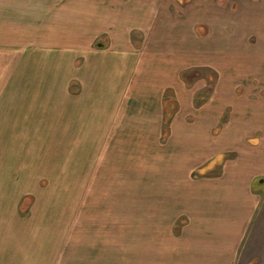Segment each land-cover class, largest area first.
<instances>
[{"label": "crops", "instance_id": "1", "mask_svg": "<svg viewBox=\"0 0 264 264\" xmlns=\"http://www.w3.org/2000/svg\"><path fill=\"white\" fill-rule=\"evenodd\" d=\"M165 3L168 0H0V181L8 178L12 162L27 156L28 148L35 154L34 144H28L32 134H49L55 146L60 132H100L103 125L123 142L127 116L136 126L134 132L141 129L161 145L167 115L164 93L170 83H178L182 69L153 48L165 45L161 38L154 44L153 37L156 31L160 34V23L171 18L169 13L162 16L165 9L154 8ZM243 3L237 28L243 35L251 29L260 32L253 51L262 61L252 64L254 52L245 53L246 68L258 76L260 92H248L244 101L230 104L222 125L219 112L203 124L195 120L177 130L168 125L167 132L182 136L178 145L163 142L179 149L164 166L170 172L157 175L164 182L170 178V191H157V206L124 209L130 213L127 217L113 214L110 205L94 208L93 222L83 216L79 229L89 222L87 228H95L98 236L110 238L119 232L126 243L131 239L113 263L91 260L89 254L83 264H151L152 259L154 264H264V0ZM156 12H161L159 17ZM132 26L148 38L140 48L139 39L136 45L132 42ZM67 137L75 146L72 135ZM41 138L46 139L43 134ZM47 147L43 143L41 152ZM195 171L197 176L192 175ZM9 191L0 185V264H57L55 258L42 257L41 250H20L21 240L28 245L31 227L17 215L20 203L11 207ZM145 212L153 218L163 214L153 225L151 217L138 215ZM142 231L153 240L138 261L136 237ZM62 264L71 262L64 258Z\"/></svg>", "mask_w": 264, "mask_h": 264}, {"label": "rangeland", "instance_id": "2", "mask_svg": "<svg viewBox=\"0 0 264 264\" xmlns=\"http://www.w3.org/2000/svg\"><path fill=\"white\" fill-rule=\"evenodd\" d=\"M243 1L168 0V4L165 3L160 8L158 5L154 7L161 11L165 9V13H162L165 18L168 13L171 15V18L163 21L164 24L160 23V34L157 31L153 34L156 37L154 44L158 43L159 38L165 42L162 47L153 46L155 53H159L162 59H167L172 65L177 63L182 68L177 75L178 83L169 82L171 88L164 93V112L167 115L161 145L151 141V136L149 139V135L141 129L134 132L136 126H133L132 120L127 116L123 118V142L118 136L113 137L108 131L109 126L103 125L100 132H60V140H57L55 146L51 141L54 138L47 137L49 134H32L33 139H29L28 144H34L32 151L35 154L30 153L28 148L27 156L16 164L12 162L8 178L0 181V185L9 187L11 207L20 203L17 215L21 221L29 222L27 228L31 227L25 241L28 245L23 244L24 240L20 243L23 253L32 254L35 250H41L42 257L48 258V261L55 258L57 261L54 263L57 264H62L64 258H69L71 264H83L87 256H93L91 260L101 258L113 263V258L118 259L123 254L119 249L127 247L131 239L126 243L118 232L110 237L116 239L112 242L108 237L96 235L95 228H87L91 225L89 222H84L85 229H79V223L84 221L83 216L85 220L93 222L97 216L93 210L101 205H110L107 208L113 214H121L123 217L130 215L125 211L132 209L133 204H136V208L140 204L146 206L149 203L157 206L154 203L159 200L156 197L157 191L164 192L166 188V193L170 191V178L166 176L167 180L164 182V178L157 175H162L163 171L170 172L167 168L164 170V166L169 164V157L176 158L173 152L179 151L177 145L182 138L179 136L180 132H167L166 129L170 128L168 125L177 130L183 124H192L195 120L203 124L218 112L221 115L219 125H222L227 120L230 104L244 101L248 92L252 95L260 92V80L256 73L250 74L252 70L246 68L249 55H245L247 52H254L255 46L258 47L260 32L251 29L243 35L242 28H237L242 25L239 17L241 8L244 7ZM160 13L156 12L157 17ZM150 15L152 13L149 12L147 16ZM125 28L129 29L127 25ZM131 29L132 42L136 45L135 39H139L140 48L143 40L146 42L148 38L139 29ZM239 43L243 44L244 50L241 51ZM94 48L97 49L96 44ZM253 55L252 64L262 61L258 53L254 52ZM179 83L181 88L178 89ZM182 88L183 93L177 94ZM119 127L121 126L117 127L120 130ZM94 128L90 126V129ZM128 128L132 130L131 133H128ZM42 134L46 139L41 138ZM213 134H218V130H214ZM71 135L75 146H72L67 137ZM167 140L175 142L177 147L172 142L171 145L163 144ZM43 143L48 149L41 152ZM249 143H254V140H249ZM40 152L45 155L43 159H40ZM29 157H33L37 163L30 164L29 160L32 159ZM197 174L198 171H195L192 175ZM147 193L152 196H147ZM162 214L163 212L155 214L153 218L150 213H138L146 219L151 217L150 223L153 225ZM118 226L120 230V225ZM128 227L131 232L136 231L130 225ZM84 230L90 236L83 238ZM136 240L139 243L138 261H143L146 244L153 239L142 231ZM45 254L49 256L46 257ZM150 263L154 264V260Z\"/></svg>", "mask_w": 264, "mask_h": 264}]
</instances>
